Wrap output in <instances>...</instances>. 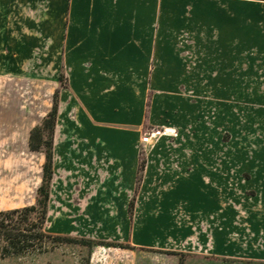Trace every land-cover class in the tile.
Segmentation results:
<instances>
[{
    "label": "rangeland",
    "instance_id": "374dc122",
    "mask_svg": "<svg viewBox=\"0 0 264 264\" xmlns=\"http://www.w3.org/2000/svg\"><path fill=\"white\" fill-rule=\"evenodd\" d=\"M156 23L150 123L139 144L147 164L133 221L123 211L128 200L121 187L102 185L93 170L83 183L57 176L45 224L51 234L150 249L49 241L43 252L0 264H177L178 256L166 252L171 250L189 253L184 264H227L211 257L227 255L229 212L236 228L248 231L259 220L253 211L264 215V24L258 3L156 0ZM30 63L21 65L1 43L0 210L34 203L41 182L44 155L29 150L28 137L50 110L58 80L30 70ZM69 109L58 115L56 130L68 121ZM71 128L77 129L75 122ZM146 133L149 144L142 143ZM187 187L195 191L191 200ZM178 193L183 196L175 201Z\"/></svg>",
    "mask_w": 264,
    "mask_h": 264
},
{
    "label": "crops",
    "instance_id": "0c3cea01",
    "mask_svg": "<svg viewBox=\"0 0 264 264\" xmlns=\"http://www.w3.org/2000/svg\"><path fill=\"white\" fill-rule=\"evenodd\" d=\"M247 1L258 3L264 24V0ZM156 26V0H0V47L3 43L21 65L31 60L34 65L27 68L58 80L59 116L70 107L68 121L54 134L52 187L59 182L57 176L83 183L98 170L102 185L113 182L123 190L128 200L123 211L130 222L135 205L131 215L129 203L140 194L144 177L143 171L137 185L141 134L150 123ZM72 122L77 129L71 128ZM185 195L191 200L193 187H187ZM198 198L204 201L202 194ZM259 214L253 211L251 217L259 220L252 221L248 231L236 228L231 210L227 255L211 258L227 264H264V215Z\"/></svg>",
    "mask_w": 264,
    "mask_h": 264
},
{
    "label": "trees",
    "instance_id": "16d2710c",
    "mask_svg": "<svg viewBox=\"0 0 264 264\" xmlns=\"http://www.w3.org/2000/svg\"><path fill=\"white\" fill-rule=\"evenodd\" d=\"M61 85L65 84L60 75ZM59 115V89L52 98V106L39 124L29 131L28 148L32 152L44 155L41 182L35 194V202L23 207L0 210V261L13 257H21L32 252H43L49 241L58 243H79L92 249L96 245L115 246L123 249H133L131 245L123 243L96 241L86 237L72 235H57L45 231L48 218L49 202L51 198V184L53 180V147L54 134ZM145 168V158L140 157L137 185ZM135 205L134 197L129 203V213L132 215ZM178 256L177 264H184V256L188 254L166 251Z\"/></svg>",
    "mask_w": 264,
    "mask_h": 264
},
{
    "label": "built area",
    "instance_id": "2783aa9c",
    "mask_svg": "<svg viewBox=\"0 0 264 264\" xmlns=\"http://www.w3.org/2000/svg\"><path fill=\"white\" fill-rule=\"evenodd\" d=\"M157 133H159V131H157ZM151 141V133H146L143 137H142V143L143 144H149Z\"/></svg>",
    "mask_w": 264,
    "mask_h": 264
}]
</instances>
